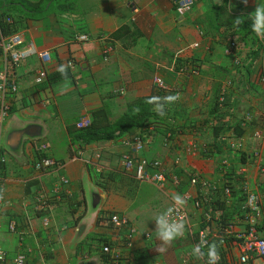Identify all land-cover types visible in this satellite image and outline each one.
Masks as SVG:
<instances>
[{
	"label": "crops",
	"instance_id": "crops-1",
	"mask_svg": "<svg viewBox=\"0 0 264 264\" xmlns=\"http://www.w3.org/2000/svg\"><path fill=\"white\" fill-rule=\"evenodd\" d=\"M1 1L8 6L6 0ZM14 1H23L29 8H48L34 16L20 11L12 14L27 41L51 50L52 62L48 78L42 82L36 80L42 65L36 54L9 66L18 90L10 96L2 144L5 161L0 165V246L7 261L23 253L26 264H150L156 259L163 264H205L206 259L192 255L201 229L216 230L221 220L225 225L232 222L233 231L239 232L255 221L264 236V59L261 55L252 61L256 46L250 37L238 41V36H233L237 19L251 18L264 0H248L247 4L196 0L185 16L178 14L177 0ZM83 33L89 40L78 39ZM229 38L239 44L232 53L226 52ZM1 57L0 52V67ZM70 58L76 66L68 68L69 84L62 91L64 80L56 69L68 65ZM156 76L170 89H161ZM176 93L181 99L165 105L163 118L152 105L156 114L149 126H136L117 138L88 144L72 139L71 130L78 128L80 117L92 114L95 108L109 106L114 121L140 99ZM219 93H225L233 104L232 115L225 119L247 126L243 136L233 130L226 134L230 147L239 140L245 143V157L250 161L245 164V174L238 171V186L242 189L247 184L261 194V214L251 215L249 222L242 220L238 212L244 205L240 188L226 205L217 203L221 215L216 204L208 202L197 208L192 200H186L189 220L185 237L166 252H158L160 241L152 217L169 206L174 194L190 189L194 197L202 196V188L190 184L191 172L197 171L221 187L223 156L231 155L235 169L242 166L241 156H233L231 149L213 158L190 151L214 147L216 120L210 110ZM136 136L143 139L141 150L133 145ZM43 142L58 161L46 172L36 168ZM256 150L259 155L254 157ZM123 154L163 161L180 178V184L171 179L167 189H162L135 179L121 167ZM176 158L180 163H175ZM39 194L50 203L43 211L35 209ZM223 196L218 191L213 198L221 200ZM207 211L213 216L211 221L206 218ZM113 214L127 218V223L113 224ZM11 222L15 230L10 229ZM132 227L136 232L132 233ZM146 232H151L152 238H146ZM105 245L121 250L120 262H113L103 251ZM218 246L223 253L219 264H241L234 242ZM251 264L264 263L255 258Z\"/></svg>",
	"mask_w": 264,
	"mask_h": 264
},
{
	"label": "built area",
	"instance_id": "built-area-1",
	"mask_svg": "<svg viewBox=\"0 0 264 264\" xmlns=\"http://www.w3.org/2000/svg\"><path fill=\"white\" fill-rule=\"evenodd\" d=\"M242 2L243 0H238ZM196 4V0H177L176 10L179 15L185 16L190 13ZM11 21V18H8ZM89 35L87 33L80 34L78 39L81 41L89 40ZM199 43H195L194 46H198ZM239 48L238 41L234 38H229L228 43L226 45V52L232 53ZM0 52H1V60L2 66L0 67V165L3 161H5V157L2 155V144H3V132L6 118L11 109V99L10 96L17 92L18 85L16 80L10 76L9 74V66H14L19 64L22 60L27 57L36 54L40 57L42 65L37 69L36 72V80L37 82H42L48 78L49 75V66L52 62V53L49 48H38L33 41H27L24 31L18 30L16 32L8 33L6 32L2 20L0 19ZM68 65L73 69L76 66V62L74 59H68ZM262 74L264 76V71L262 69ZM155 83L161 89H170L169 85L161 76L155 77ZM223 93L220 97V101L224 99ZM251 116V115H249ZM93 120V115L91 113L83 114L77 122L78 128H86L91 125ZM133 145L137 150H141L144 147V142L141 136H136L133 139ZM245 143L242 140L235 142L231 146V151L233 150V156L235 153L238 156H241L244 152L246 155V151L244 149ZM49 145L46 142H43L40 145L41 155L36 163V168L41 172H46L52 168H55L58 165V161L56 158L48 153ZM190 151L194 155H200L206 158H213V154L207 150V147L199 148H190ZM252 154L254 157L259 155V152L253 151ZM231 155L223 156L221 161L222 171L224 181L221 187H219L214 181L204 177L197 171H192L190 174V184L192 186L201 187V197H194L193 192L189 189L183 192L182 196L185 200H192L197 208L204 207L208 202L210 204H214L216 207L217 203H214L213 197L218 192L224 195L223 200L225 205L229 202V200L233 196L232 188L227 185L228 171L233 167L231 160ZM248 159V158H247ZM250 160L242 161V166L238 170L240 173L245 174L247 172V165ZM175 163H180V158L175 159ZM121 167L123 171L135 179L158 185L162 189H167L168 183L171 179H173L176 185L180 184V178L177 175H174L170 172L165 165V163L159 159H148L145 157H135L129 154H123L121 159ZM64 181H68L66 178H63ZM221 188V190H220ZM58 188H54V192L57 193ZM205 194V195H204ZM244 205L242 212V220H251L250 216L255 215L259 216L261 214V194L253 188H250L247 184L244 185ZM173 201L169 204L171 206ZM216 204V205H215ZM50 203H48L44 197V194H39L36 198L35 209L37 211H43L49 208ZM168 206V207H169ZM167 207V208H168ZM217 212L221 215L223 213L222 208H219L217 205ZM183 212L186 214L189 220V212L187 207L183 209ZM240 216V215H239ZM206 218L208 221L213 219V216L209 211L206 212ZM44 224L48 225L50 220L47 216L43 219ZM111 221L113 224L117 226H123L127 223V218H123L118 214L111 215ZM220 224L216 228V230L201 229L198 232V243L200 240V235L202 232L206 234V238L209 242H212L216 238L219 239L217 244L220 246L226 247V245L230 242H234L237 245L238 249V259L242 264L241 258H246L244 264H251L255 258H261L264 263V236L260 233L257 222L250 221L247 227L244 230L239 232L233 231V223L230 222L228 224L222 223L220 220ZM10 229L15 230L16 226L14 222H11ZM136 232V228L132 227V233ZM145 237L150 239L152 238L151 232H146ZM103 251L108 254L113 262H120L122 259V252L120 249L113 247L112 245H105L103 247ZM220 260L222 261L223 253L219 250ZM206 259V258H205ZM0 264H26V255L23 253L17 254L12 260L7 261L6 251L0 246ZM150 264H163L161 260L156 259Z\"/></svg>",
	"mask_w": 264,
	"mask_h": 264
},
{
	"label": "trees",
	"instance_id": "trees-1",
	"mask_svg": "<svg viewBox=\"0 0 264 264\" xmlns=\"http://www.w3.org/2000/svg\"><path fill=\"white\" fill-rule=\"evenodd\" d=\"M5 2L8 4V6L2 5V1L0 0V19L2 20V24L6 32L8 33L16 32L21 27L18 25L15 16L12 14L13 12L20 11L22 12L21 14H24V16H34L35 13L37 15L48 11V8H45L44 10L43 8L39 7H26L23 1L20 2L14 0H6ZM8 18H11L12 20L9 21ZM238 19L239 23L236 22L235 27L233 28V36L237 35L238 41L246 37H250L254 46H256L253 50L252 61L258 59L261 55L264 59V41L260 40V38H257L255 33L252 32V19L247 16H243ZM262 67L264 71V61ZM59 75L61 76V74ZM220 97V93L216 94L210 110V113H212L214 119L216 120L213 125V133L216 140L214 147H207V150H209L213 155L217 153L223 154L224 152L231 149L230 145H228L226 130H233L235 134L239 136H243L247 131V126H245L243 122L238 121L234 123L225 119L227 115H232L233 104L231 101H229V98H227L226 94H224V99L222 101H220ZM148 98L149 97L140 99L139 101L131 104L129 106V109L114 121L110 120L111 111L109 106L102 105L98 108H95L92 112L93 120L90 126L86 128H74L71 130L73 141L88 144L94 141L114 139L131 130L133 127H144L145 125L149 126V120L156 113L152 110L151 104L145 103ZM241 160L243 162L246 161L244 152L241 155ZM227 176V185L232 188L233 193L235 190H238L239 188L241 189V187L238 186V179L241 180V174L237 169H235V167H232L228 171ZM241 192H243L242 198L244 199V187H242ZM219 199L220 198H214V203L222 202V204L225 205L223 198L221 200ZM76 203L77 206H75V209L77 210L78 205H81V201ZM238 212L242 216L243 207ZM82 214L78 216V219ZM213 241L218 243L219 239L216 238Z\"/></svg>",
	"mask_w": 264,
	"mask_h": 264
},
{
	"label": "clouds",
	"instance_id": "clouds-1",
	"mask_svg": "<svg viewBox=\"0 0 264 264\" xmlns=\"http://www.w3.org/2000/svg\"><path fill=\"white\" fill-rule=\"evenodd\" d=\"M248 0H243L247 4ZM252 23L251 30L255 33L257 38L264 39V4H259L251 15ZM239 23V19H237ZM70 65L60 64L57 71L63 77L64 83L61 85V90L66 91L68 87V68ZM181 99L179 93L174 95H167L164 97L151 96L145 103L154 106L153 110L158 116L164 117L166 115L165 105L173 104ZM0 195V199H2ZM172 205L164 211L158 213L152 219L155 221V233L157 239L160 241L159 246L156 248L158 252H166L173 243L186 235L188 228V218L183 212L187 205V201L180 194L172 196ZM192 255L197 259H205V264H219L220 254L219 246L215 241L209 242L204 232L200 235L199 243L192 248ZM242 264L246 258H241Z\"/></svg>",
	"mask_w": 264,
	"mask_h": 264
}]
</instances>
